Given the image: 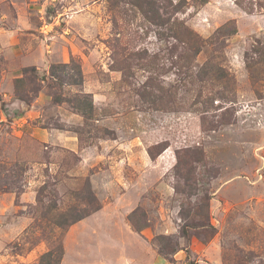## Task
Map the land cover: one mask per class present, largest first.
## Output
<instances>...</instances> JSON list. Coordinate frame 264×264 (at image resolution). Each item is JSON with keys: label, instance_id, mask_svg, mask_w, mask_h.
<instances>
[{"label": "rangeland", "instance_id": "rangeland-1", "mask_svg": "<svg viewBox=\"0 0 264 264\" xmlns=\"http://www.w3.org/2000/svg\"><path fill=\"white\" fill-rule=\"evenodd\" d=\"M157 1L0 0V264H264V0Z\"/></svg>", "mask_w": 264, "mask_h": 264}, {"label": "trees", "instance_id": "trees-1", "mask_svg": "<svg viewBox=\"0 0 264 264\" xmlns=\"http://www.w3.org/2000/svg\"><path fill=\"white\" fill-rule=\"evenodd\" d=\"M136 5H138L141 8L142 12L144 13V17L146 18L147 21H149L150 23L156 26H163V27H168L170 25V23L172 22V18H174V16L179 12L178 8L181 7L180 5L173 6L171 2H168V4L166 5L165 4L163 5L160 4V2H158L157 0H139V3H137ZM170 29L174 31L175 35L179 33L178 30L177 29L175 30L173 27H170ZM78 71L81 77L82 76L81 69L79 68ZM87 105L89 106V103ZM91 105L92 104H90V108ZM151 156L154 157L152 153ZM84 211L85 212H80L74 209L72 211H69L67 214H62L60 218L55 222V224L62 229L72 226L82 221L84 218H86L89 215V211L86 210ZM189 226L191 225L184 226L181 229L182 237L188 240L190 238ZM63 256H64V250L62 247L54 248L49 252L45 253L41 257L39 264H61Z\"/></svg>", "mask_w": 264, "mask_h": 264}]
</instances>
